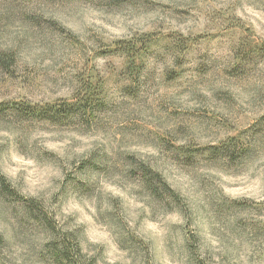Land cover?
Here are the masks:
<instances>
[{
	"label": "rangeland",
	"instance_id": "1",
	"mask_svg": "<svg viewBox=\"0 0 264 264\" xmlns=\"http://www.w3.org/2000/svg\"><path fill=\"white\" fill-rule=\"evenodd\" d=\"M0 53V264H51L27 199L95 264H264V0H0Z\"/></svg>",
	"mask_w": 264,
	"mask_h": 264
},
{
	"label": "trees",
	"instance_id": "2",
	"mask_svg": "<svg viewBox=\"0 0 264 264\" xmlns=\"http://www.w3.org/2000/svg\"><path fill=\"white\" fill-rule=\"evenodd\" d=\"M147 44L148 42H144L143 45ZM136 50H138V48L136 44H133L131 47L123 48L122 51L128 57L134 58ZM4 56H6V54L0 53V65L6 63ZM7 107V105H0V113H2V115L6 113L3 109ZM65 107L71 109L69 105H65ZM142 167V182L155 199H162L165 195L168 199H180L158 173L152 171L147 166ZM0 187L2 192L11 193L3 181L0 182ZM21 201L22 203L20 206L23 214L28 217V219L43 227L48 235L49 240L46 242L44 248L51 264H95V262L88 260L84 256L76 237L69 232L60 230L41 204L34 199Z\"/></svg>",
	"mask_w": 264,
	"mask_h": 264
}]
</instances>
